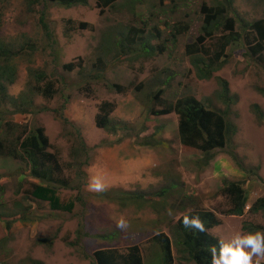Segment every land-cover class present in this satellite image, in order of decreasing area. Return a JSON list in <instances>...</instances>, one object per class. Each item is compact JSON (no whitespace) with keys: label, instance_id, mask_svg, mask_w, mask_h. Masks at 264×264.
<instances>
[{"label":"rangeland","instance_id":"374dc122","mask_svg":"<svg viewBox=\"0 0 264 264\" xmlns=\"http://www.w3.org/2000/svg\"><path fill=\"white\" fill-rule=\"evenodd\" d=\"M220 1L117 0L101 12L95 0L71 8L0 0V46L10 53L0 65L9 59L14 72L0 92V145L7 147L0 149V264H97L94 252L132 246L145 264H163L161 234L172 242V264H195L178 221L200 210L215 213L220 225L209 232L225 242L237 232L264 231V211H252L264 204V52L253 54L247 44L255 37L248 25L264 19V0H233L229 16L242 37L217 60L228 33L207 37L202 9ZM195 59L222 66L200 79ZM69 63L74 71L64 69ZM49 83L51 98L39 90ZM184 97L222 112L232 126L228 146L213 151L207 165L205 153L181 143L178 115L162 114ZM104 103L114 106L115 133L96 126ZM38 127L63 167L68 184L58 196L75 203L72 212L29 194L40 182L18 147ZM148 138L154 144L145 147ZM91 176L106 190L89 191ZM227 181L248 196L243 216L228 214ZM121 218L126 230L117 227Z\"/></svg>","mask_w":264,"mask_h":264},{"label":"trees","instance_id":"16d2710c","mask_svg":"<svg viewBox=\"0 0 264 264\" xmlns=\"http://www.w3.org/2000/svg\"><path fill=\"white\" fill-rule=\"evenodd\" d=\"M43 1L44 3H54L65 8H71L79 5H86L88 0H31V4ZM97 6L101 12H104L107 8L112 7L116 4L117 0H95ZM233 8V0H223L219 2L216 8L203 7V13L205 14L204 30L206 31L207 37H212L215 31L224 29L225 33H228L221 41L222 51L217 54L216 59L220 60L225 49L230 44H238L241 40L242 34L236 30V18L230 17ZM44 30H46L48 36L51 34L48 23L41 19ZM255 36L253 38L248 37L247 44L250 46V51L253 54H261L264 52V19L252 22L248 25ZM224 27V28H223ZM242 29L245 26L241 27ZM200 40L202 38H199ZM0 56L10 57V53L0 46ZM14 56V53H12ZM3 60L4 64L0 65V92L5 93V86L1 83V80H12L14 72L8 67L7 61ZM194 65L197 68V74L200 79H210L213 73L218 71L220 65L214 63H208L204 59H195ZM64 69L68 72L74 71L76 65L69 63L64 65ZM42 81L43 75L39 76ZM225 93L224 98L227 103L231 99L228 97L227 83L225 82ZM44 95L48 98L53 97L55 89L52 84H48ZM114 109L113 104L104 103L100 107V113L96 118V126L100 129H110L111 132L115 133L117 127L113 126L109 115ZM175 112L179 117V135L181 143L189 148L197 149L205 153V161L203 164L207 165L210 160L213 159L212 152L215 150H224L231 138L232 126L225 120V115L217 110L208 109L203 103L198 101L194 97H184L179 99L174 106H171L162 111V114H169ZM26 113V112H25ZM30 114V113H26ZM260 118L264 119L263 115L260 114ZM22 138V137H21ZM154 143L148 138L144 142V146H153ZM84 145V142L81 143ZM7 150V147H2ZM22 153L23 159L28 163L30 167V176L40 183H34L32 189L29 192L30 196L42 202L49 203L50 207L54 211H65L72 212L75 206L74 202L62 203L58 196V187H66L68 182L63 176V167L57 157V155L49 149L51 144L48 136L45 133L43 127H38L25 134L24 137L19 141V147ZM15 149H10V154ZM224 193L231 199L233 209L228 214L233 216H243L247 206L248 196L245 190L242 188L240 183L236 182H225ZM134 198H143V195H133ZM259 200L252 208L253 212L264 211V204ZM188 216H198L204 223L205 232H198L192 229H186L183 226V216L178 221V230L182 236V246L188 254V259L195 264H211V253L210 249L212 246L219 248L218 237L213 236L209 230L220 225L215 213L210 211L200 210L197 212H191L186 214ZM10 229V224L7 225ZM160 241L163 251L164 260L163 264L173 263L172 254V242L168 236L161 234L156 237ZM42 242H46L43 239ZM94 260L97 264H145L142 256L141 249L139 246H132L126 252H120L116 249L109 250H98L94 252Z\"/></svg>","mask_w":264,"mask_h":264},{"label":"clouds","instance_id":"9594fccd","mask_svg":"<svg viewBox=\"0 0 264 264\" xmlns=\"http://www.w3.org/2000/svg\"><path fill=\"white\" fill-rule=\"evenodd\" d=\"M87 189L92 192H103L106 190V185L101 177L91 176ZM172 214V210L169 209L168 215ZM183 226L198 232L206 231L204 223L198 216L185 215ZM117 227L126 230L128 223L121 218L117 221ZM210 253L211 264H261L264 261V231L247 234L237 232L228 242L223 239L219 240V248L212 246Z\"/></svg>","mask_w":264,"mask_h":264},{"label":"crops","instance_id":"0c3cea01","mask_svg":"<svg viewBox=\"0 0 264 264\" xmlns=\"http://www.w3.org/2000/svg\"><path fill=\"white\" fill-rule=\"evenodd\" d=\"M30 180H33V179H30Z\"/></svg>","mask_w":264,"mask_h":264}]
</instances>
